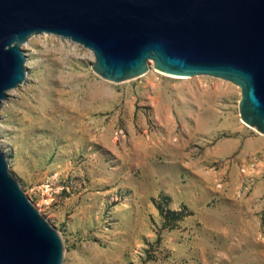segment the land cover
<instances>
[{
    "label": "rangeland",
    "instance_id": "obj_1",
    "mask_svg": "<svg viewBox=\"0 0 264 264\" xmlns=\"http://www.w3.org/2000/svg\"><path fill=\"white\" fill-rule=\"evenodd\" d=\"M21 47L0 148L61 264H264V134L240 119L239 86L152 61L111 82L71 40Z\"/></svg>",
    "mask_w": 264,
    "mask_h": 264
},
{
    "label": "water",
    "instance_id": "obj_2",
    "mask_svg": "<svg viewBox=\"0 0 264 264\" xmlns=\"http://www.w3.org/2000/svg\"><path fill=\"white\" fill-rule=\"evenodd\" d=\"M89 49L111 82L161 72L240 88V119L264 134V0H0V102L26 78L28 37ZM63 242L11 175L0 148V264H61Z\"/></svg>",
    "mask_w": 264,
    "mask_h": 264
}]
</instances>
